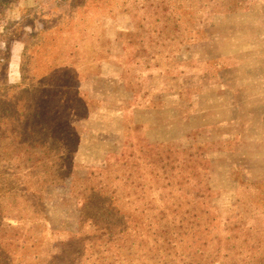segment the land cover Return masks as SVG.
I'll use <instances>...</instances> for the list:
<instances>
[{"label": "rangeland", "instance_id": "rangeland-1", "mask_svg": "<svg viewBox=\"0 0 264 264\" xmlns=\"http://www.w3.org/2000/svg\"><path fill=\"white\" fill-rule=\"evenodd\" d=\"M99 173L121 201L184 202L205 264L239 247L264 264V0H0V207L21 264L86 263Z\"/></svg>", "mask_w": 264, "mask_h": 264}, {"label": "trees", "instance_id": "trees-1", "mask_svg": "<svg viewBox=\"0 0 264 264\" xmlns=\"http://www.w3.org/2000/svg\"><path fill=\"white\" fill-rule=\"evenodd\" d=\"M55 110L50 104L42 105V113L36 114V117H41L36 124L40 130L52 134L51 127L55 119L51 116ZM154 172L151 170V173ZM140 178L138 176L139 188L143 183ZM96 179L99 182L91 188L92 194L90 191L84 194L91 195L88 207L93 210V219L90 221L93 232L76 235L78 259L85 261V264H205L198 249L194 251L195 254L189 251L198 238L199 230L196 228L200 216L197 215L193 221L189 220L184 202L172 201L166 197L165 192L162 193L163 197L140 201L139 204L121 201L114 194L116 190L108 187L112 181L109 173H99ZM144 190L140 188L138 192ZM123 207H127L129 213ZM19 219L11 210H6L4 205L0 207V264H21L16 259L18 255L15 250L19 244H15V249L13 247L22 233ZM8 228L12 230L11 235L6 230ZM236 252L231 262L222 264L251 263L248 260L251 255L247 250L239 247ZM238 256H242L241 261ZM52 258L55 259V255ZM259 258H264V249Z\"/></svg>", "mask_w": 264, "mask_h": 264}]
</instances>
